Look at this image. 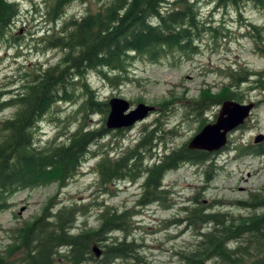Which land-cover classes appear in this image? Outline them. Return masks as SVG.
<instances>
[{
  "label": "trees",
  "instance_id": "1",
  "mask_svg": "<svg viewBox=\"0 0 264 264\" xmlns=\"http://www.w3.org/2000/svg\"><path fill=\"white\" fill-rule=\"evenodd\" d=\"M72 2L45 0V21L55 24ZM212 2L214 12L236 11L244 30L242 36L264 55V26L244 21L241 11L248 6L264 12V0ZM19 13L16 1L0 0V39L12 29ZM223 27L214 28L202 19L198 0H107L96 11L87 10L81 17L63 20L58 33L40 39L44 52H60L59 61L44 68L37 64L21 67L19 79L0 89V113L13 109L10 117L0 120V213L10 208V200L17 193L53 185L57 192L32 220L10 230L11 243L0 251V264H112L117 260L145 264L140 257L141 245L126 239L137 210L118 211L97 204L101 207L98 226L73 233L79 213L84 214L89 205L55 208L58 191L82 173L86 161L95 159L92 173L95 191L101 196L114 197L120 183L140 181L137 208L152 204L168 208L169 191L163 185L168 173L184 164L206 165L204 179L208 183L214 168L211 154L189 150L188 142L161 153L164 136L173 139L177 135L175 128L165 129V116L176 102H181L186 116L197 118L198 132L208 122L203 115L213 107L224 101L242 103L241 86L254 84L249 89L260 90L264 99V72L227 69L223 72L227 82L219 89L207 86L190 98L175 97L170 91L168 98L152 104V114L158 118L141 124L139 136L132 144L121 145L117 154L111 153L109 142L103 141L109 136L120 140L127 129L105 128L109 100H100L88 79L97 74L113 87L137 82L128 76L134 62L157 63L174 54L189 59L199 53L198 42L204 33L226 38L229 30ZM10 39L16 42L13 36ZM79 99L78 108L67 116V120L79 117L77 125L72 129L64 126L41 143L37 132L43 120L49 117L47 121L58 127L61 120L55 112L59 106ZM140 102L138 98L135 103ZM92 116L101 117L98 128L89 126ZM238 153L263 156L264 144L240 146ZM199 196L198 191L188 200L189 205L181 208L184 220L199 238L190 251L178 253L181 264H264V187L237 203L239 207L261 210L246 216L210 212V206L204 207ZM203 226H209L207 231L199 229ZM114 233L123 236L120 240L112 238ZM233 243L236 247L229 248ZM95 247L103 249L98 258L93 252Z\"/></svg>",
  "mask_w": 264,
  "mask_h": 264
},
{
  "label": "rangeland",
  "instance_id": "2",
  "mask_svg": "<svg viewBox=\"0 0 264 264\" xmlns=\"http://www.w3.org/2000/svg\"><path fill=\"white\" fill-rule=\"evenodd\" d=\"M12 1L18 3L20 13L9 33L0 39V89L8 86L6 84L9 82H16L19 79V74L23 70L21 67L27 68L37 64L44 68L55 65L61 57L60 52L57 50L44 52L40 39L58 33L63 20L81 17L87 10L96 11L107 0H73L55 24H50L44 19L45 0ZM212 1L198 0L202 19L214 28L224 26L223 29H228L226 38L219 36L213 38L211 34L204 33L198 42L199 53L189 59L174 54L157 63L136 61L130 67L128 76L130 79H136L137 82L113 87L97 74H92L88 81L97 97L105 101L114 97L121 98L130 102L133 109L137 105L135 102L138 98L142 100L140 103L153 106L152 104L168 98L170 91L175 97L183 95L185 98L197 96L198 91L207 86H211L216 91L223 82H227L223 73L227 69L238 72L240 68H248L252 72H264V55L257 52L249 38L242 36L244 30L238 23L236 11L214 12ZM241 11L244 21L264 26L263 11L248 6ZM220 31L225 33L223 30ZM10 36H13L16 42H13ZM253 86L254 84L249 83L239 89L243 98L241 104L252 103L254 107L243 125L228 133L227 145L217 152L215 157L211 154L214 168L212 181L205 183L206 165L184 164L178 170L168 173L163 181L164 188L169 191L166 203L168 208L159 204L137 208L140 181L120 183L114 197L101 196L95 191V177L92 173L97 161L95 159L86 161L82 173L70 181L67 187L58 191L53 207L89 205L84 214L79 213L73 233L98 226V209L101 207L97 204L101 203L118 211L135 209L139 213L133 218V228L126 239L141 245L140 257L144 263L181 264L178 253L190 251L199 239L193 227L184 220L186 215L181 210L189 205L188 200L196 192H200L198 199L203 206H210L207 210L213 213L246 216L261 212L259 208H243L237 205L238 202L247 200L251 193L259 192L264 187V155L238 153L240 146L252 148L264 144L263 93L258 89H249ZM80 102L79 99L69 105H60L55 115L59 116L61 127L47 121L49 118L47 117L41 123L37 139H41L40 142L44 143L64 126L65 129L76 126L79 117L73 116L67 120V116L78 108ZM180 103L176 102L174 108L165 116V129L175 128L177 135L173 139L164 136V144L159 146L161 153L181 146L197 133L199 125L197 118L192 114L186 116L187 110ZM219 108V106L213 107L203 115L208 120L207 124L214 122V115L217 116ZM12 113L13 109L1 112L0 120L10 117ZM155 118L158 116L151 113L144 121L127 129L125 136L120 140L109 136L103 142L105 144L109 142L111 153L117 154L121 145L127 146L135 141L139 136L141 124H150ZM88 120L90 127L98 128L101 125L99 116H92ZM257 136H263V140L254 143ZM56 192L57 188L53 185L26 190L12 197L10 208L0 213V251L11 243L10 230L32 220ZM208 228L209 226L199 227L204 232ZM122 236V233H114L112 238L120 240ZM236 245V243L229 244V248H234ZM98 249L100 252L103 250L101 247ZM112 264L138 263L133 260H117Z\"/></svg>",
  "mask_w": 264,
  "mask_h": 264
},
{
  "label": "water",
  "instance_id": "3",
  "mask_svg": "<svg viewBox=\"0 0 264 264\" xmlns=\"http://www.w3.org/2000/svg\"><path fill=\"white\" fill-rule=\"evenodd\" d=\"M109 113L105 120V128L109 131H120L133 127L144 121L147 116L154 112V107L139 103L131 108L128 101L121 98H111L108 101ZM215 122L204 125L188 141L189 150L204 151L214 154L221 151L227 145L229 132L243 125L251 114L254 104H240L235 101H224L219 106ZM263 136H257L254 143L261 142ZM95 256L100 257V251L93 249Z\"/></svg>",
  "mask_w": 264,
  "mask_h": 264
},
{
  "label": "flooded vegetation",
  "instance_id": "4",
  "mask_svg": "<svg viewBox=\"0 0 264 264\" xmlns=\"http://www.w3.org/2000/svg\"><path fill=\"white\" fill-rule=\"evenodd\" d=\"M214 122H215V115H214ZM214 157H215V154H214Z\"/></svg>",
  "mask_w": 264,
  "mask_h": 264
}]
</instances>
